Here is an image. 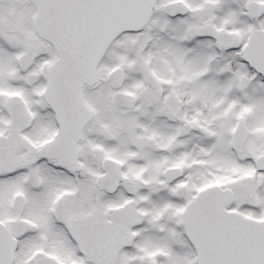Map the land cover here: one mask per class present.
Here are the masks:
<instances>
[{"label": "snow or ice", "instance_id": "1", "mask_svg": "<svg viewBox=\"0 0 264 264\" xmlns=\"http://www.w3.org/2000/svg\"><path fill=\"white\" fill-rule=\"evenodd\" d=\"M0 264H264V0H0Z\"/></svg>", "mask_w": 264, "mask_h": 264}]
</instances>
